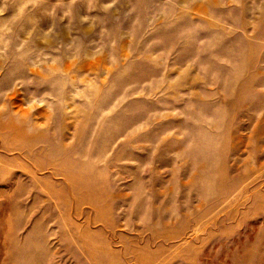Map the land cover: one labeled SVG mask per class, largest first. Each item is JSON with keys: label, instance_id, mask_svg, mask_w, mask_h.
<instances>
[{"label": "rangeland", "instance_id": "374dc122", "mask_svg": "<svg viewBox=\"0 0 264 264\" xmlns=\"http://www.w3.org/2000/svg\"><path fill=\"white\" fill-rule=\"evenodd\" d=\"M0 264H264V0H0Z\"/></svg>", "mask_w": 264, "mask_h": 264}]
</instances>
